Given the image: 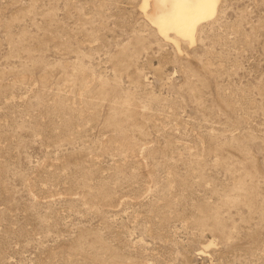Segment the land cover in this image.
I'll list each match as a JSON object with an SVG mask.
<instances>
[{
  "label": "rangeland",
  "instance_id": "rangeland-1",
  "mask_svg": "<svg viewBox=\"0 0 264 264\" xmlns=\"http://www.w3.org/2000/svg\"><path fill=\"white\" fill-rule=\"evenodd\" d=\"M141 3L0 0V264H264V0Z\"/></svg>",
  "mask_w": 264,
  "mask_h": 264
},
{
  "label": "bare ground",
  "instance_id": "bare-ground-1",
  "mask_svg": "<svg viewBox=\"0 0 264 264\" xmlns=\"http://www.w3.org/2000/svg\"><path fill=\"white\" fill-rule=\"evenodd\" d=\"M220 2L221 0H142L140 8L156 28L159 37L179 51V41L194 44L199 26L215 17ZM149 7L151 8L148 9Z\"/></svg>",
  "mask_w": 264,
  "mask_h": 264
}]
</instances>
